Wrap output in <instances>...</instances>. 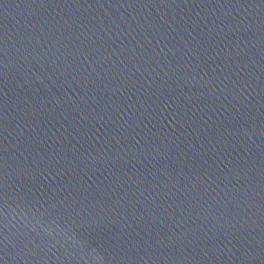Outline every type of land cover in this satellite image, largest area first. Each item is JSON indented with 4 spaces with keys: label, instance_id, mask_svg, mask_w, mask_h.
I'll return each instance as SVG.
<instances>
[{
    "label": "water",
    "instance_id": "water-1",
    "mask_svg": "<svg viewBox=\"0 0 264 264\" xmlns=\"http://www.w3.org/2000/svg\"><path fill=\"white\" fill-rule=\"evenodd\" d=\"M0 264H264V0H0Z\"/></svg>",
    "mask_w": 264,
    "mask_h": 264
}]
</instances>
